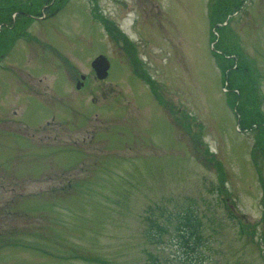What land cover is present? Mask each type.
<instances>
[{"label":"rangeland","instance_id":"374dc122","mask_svg":"<svg viewBox=\"0 0 264 264\" xmlns=\"http://www.w3.org/2000/svg\"><path fill=\"white\" fill-rule=\"evenodd\" d=\"M217 1L69 0L30 24L35 40L10 47L15 36L0 34V264L177 263L175 234L156 242L146 230L189 201L221 224L205 264H264V132L243 109L264 114V0H225L212 23ZM99 53L111 60L105 80L91 68ZM218 53L258 81L234 107Z\"/></svg>","mask_w":264,"mask_h":264},{"label":"trees","instance_id":"16d2710c","mask_svg":"<svg viewBox=\"0 0 264 264\" xmlns=\"http://www.w3.org/2000/svg\"><path fill=\"white\" fill-rule=\"evenodd\" d=\"M212 1V0H211ZM215 0H213L214 2ZM225 0H222V3L218 0L217 3L214 5L213 2H210L209 6V14L211 18V22L214 23L217 20H219L218 14H216V10L222 9L224 7L223 2ZM233 3V7H235L237 4L240 3L238 0H232L230 4ZM228 10V8H227ZM215 11V12H214ZM231 12V8L229 9ZM217 15V19H214V15ZM1 15V14H0ZM217 56V55H216ZM219 56V57H218ZM218 62L220 65H225L224 55L222 53H218ZM238 75L241 79H236L233 77L232 79V87L237 88L238 90L235 91V94L238 95V99H242L243 95L244 98L250 97L251 94L253 96V88L254 83H252L251 79L249 78V75H247V71L244 68H240L238 72L234 71L231 72V75ZM244 74V75H243ZM240 81V84L237 83V81ZM235 81V84L233 86V82ZM230 94V93H229ZM234 105V104H233ZM254 104H249L244 110L247 109L248 112H251V116L256 115V119L260 118V113L258 112V108H254ZM238 109V108H237ZM238 112L241 114V116H244L240 110L238 109ZM246 113V111H245ZM248 116V115H247ZM247 116L245 118L247 119ZM252 118L247 119V122L249 124L252 123ZM257 121V120H256ZM264 126V125H263ZM262 124H258L259 128H254L255 132L262 131L264 132ZM264 135V133H263ZM256 149V146H255ZM255 153V152H254ZM256 155V154H255ZM193 199V198H192ZM262 201H264V196L262 197ZM223 202V201H222ZM221 205L227 206L225 203H222ZM163 210L161 214H163ZM207 210H201L197 204V202L189 201L187 205L182 210H177L174 212L168 211L165 216L162 217H156L157 219H154L153 223L148 226L146 230V236L150 240H154L156 242L163 241L167 236H169L170 233L175 234L176 240L175 242L179 244L185 245L184 247H181L183 250L179 252L181 255H179V261L177 263L173 264H205L204 262V255L202 254L201 250L203 248V245H206L204 247H207L211 249V244L209 243L210 239L214 238V234L217 233L218 228L221 226L218 222L215 220H212V218L208 217L206 214ZM228 216L232 218V215L229 213ZM210 222V224H208ZM204 226L210 227L208 230V236H205L201 233ZM241 230L243 231L242 227ZM175 244V243H174ZM197 245V246H195ZM165 264V263H164ZM168 264V263H166Z\"/></svg>","mask_w":264,"mask_h":264},{"label":"flooded vegetation","instance_id":"af4514ba","mask_svg":"<svg viewBox=\"0 0 264 264\" xmlns=\"http://www.w3.org/2000/svg\"><path fill=\"white\" fill-rule=\"evenodd\" d=\"M29 3L31 5H38V2H34V1H30ZM14 4H19V5L22 6V5H24V0H9V5L10 6H13ZM51 4H52V2H48L44 6V7H46L45 11H46L47 8H49V6ZM46 13L49 15L50 11L47 10ZM41 16H42V11L41 10H40V14H39V12L36 13L34 8H32V7H30L29 10L23 9V8H19V9L12 10L10 15L7 18H5V20L2 21L1 23L4 25L3 29L5 30L6 35L12 34L15 37H17V36H19V33L26 28V27L23 26V23L25 22V18L26 17H29V18H32V19L33 18H38V20H39V19H41ZM30 77L32 78L33 76H30ZM76 79H78V78L76 77ZM40 80L41 79H39L38 81H40ZM84 81L85 82H79V84H81V87L83 85L85 86L86 78H85Z\"/></svg>","mask_w":264,"mask_h":264},{"label":"water","instance_id":"95a60500","mask_svg":"<svg viewBox=\"0 0 264 264\" xmlns=\"http://www.w3.org/2000/svg\"><path fill=\"white\" fill-rule=\"evenodd\" d=\"M93 65L95 67H97L98 76L100 78L105 77V75L107 74L108 67H109V61H108L107 57L104 55L97 57L94 60Z\"/></svg>","mask_w":264,"mask_h":264}]
</instances>
